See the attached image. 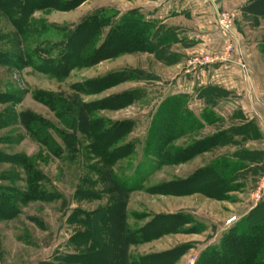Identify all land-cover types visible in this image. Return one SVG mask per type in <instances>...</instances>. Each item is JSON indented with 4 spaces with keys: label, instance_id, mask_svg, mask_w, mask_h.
I'll list each match as a JSON object with an SVG mask.
<instances>
[{
    "label": "rangeland",
    "instance_id": "374dc122",
    "mask_svg": "<svg viewBox=\"0 0 264 264\" xmlns=\"http://www.w3.org/2000/svg\"><path fill=\"white\" fill-rule=\"evenodd\" d=\"M190 2L193 7L177 0L170 11V5H146L143 0H86L68 11L39 10L32 20L46 31L25 43L0 10V50L14 54L24 46L60 41L64 32L93 14L111 18L104 35L128 18L145 27L149 39L142 51L74 69L62 80L31 67L0 65V93L6 99L0 103V264H43L75 254L83 213L107 202L105 196L88 197L89 192L100 191L92 185L105 168L88 149L91 140L77 129L73 141H61L57 134L72 131L37 98H43L38 92L53 94L72 106V86L114 73L129 71L130 77L97 93L78 95V101L117 102L118 95L128 94L129 104L122 108L94 113L106 123L128 124L123 143L134 144V153L114 165L116 175L130 178L141 167L147 172L142 182L147 189L198 178L221 160L231 163L222 177L227 182L234 178L230 182L234 191L220 199L200 193L150 194L143 189L129 194L125 212L130 227L165 212L180 216V234L185 236L166 234L150 249L187 245L176 261L181 258L180 264H187L195 257L197 264L201 253L218 246L232 228L240 230L245 217L226 226L231 216L240 217L249 207L264 204V186L261 199L255 197L264 180V11L256 8L255 0ZM23 111L47 122L52 143L42 144L38 136L28 134L17 118ZM161 129L165 136L174 134L166 146L172 152L208 144L213 137L219 143L185 162L154 166L156 161L146 153L154 149ZM56 147L57 155L50 151ZM31 192L34 197L20 201Z\"/></svg>",
    "mask_w": 264,
    "mask_h": 264
},
{
    "label": "trees",
    "instance_id": "16d2710c",
    "mask_svg": "<svg viewBox=\"0 0 264 264\" xmlns=\"http://www.w3.org/2000/svg\"><path fill=\"white\" fill-rule=\"evenodd\" d=\"M84 1L86 0H0V10L13 26L20 41L25 43L27 38L46 31L44 27H39L40 30L36 28L38 26H35V21L32 20L36 11H68ZM255 6L264 11V0H255ZM110 22L109 17L93 14L80 21L72 30L64 32L60 41L38 43L33 48L24 46L15 54L0 50V65L31 67L62 80L74 69L87 68L124 53L142 51L147 47L149 39L145 27H137L133 20L122 18L104 35L102 30ZM129 73H114L105 78L88 81L84 85L72 86L75 91L74 97L71 96L72 106L53 94L38 92L43 96L42 99L34 96L56 113L65 129L72 131L57 134L61 141L67 144L69 139L73 141L74 131L77 129L91 140L88 149L93 157L105 164V168L102 169L103 172L98 171L100 176L92 185H98L100 191L89 192L88 197L98 199L105 196L107 201L104 206L97 207L89 214L84 212L82 219H79L80 230L76 234L79 240L74 243L77 248L75 254L43 264H173L187 245L146 256H131L128 253L131 245L151 241L169 233H182L177 220L180 216L171 214L153 215L146 223L130 227L125 212L129 194L143 189L150 194L200 193L209 198L220 199L226 193L234 191L230 186L234 178L227 182L222 177L227 168L230 170L231 165L225 160H221L218 167L208 166L202 170L203 174L198 176L199 180L195 178L197 176H193L187 181L164 182L147 189L143 188L142 183L147 172L141 171V167L140 171L134 172L130 178L115 174L114 165L123 159L130 160V155L134 153V144L123 143L126 132L129 131L128 124L106 123L94 118V113L101 109L122 108L129 104L128 94L118 95L117 102L107 99L100 103L88 104L78 101V95L94 94L116 85L127 80ZM3 96L0 93V103L6 101ZM11 114L12 117L15 116L13 112ZM17 118L28 134L39 137L40 143L44 144L47 140L53 142L46 130L47 122L42 118L29 111L18 113ZM162 133H165V129H161L155 140L156 144L152 145L154 149L146 153L147 157L156 161L154 166L185 162L219 143L215 140L216 137H213L214 139H207L208 144L195 143L188 148L174 149L172 152L166 146L174 139V134L165 136ZM50 151L57 155L59 148ZM28 178V182H31V178ZM34 196V192H31L24 195L20 201ZM12 211L15 213V210ZM12 211L11 216L14 215ZM244 221L240 224V230H237V227L232 228L218 246L202 252L197 264H264V204L259 203Z\"/></svg>",
    "mask_w": 264,
    "mask_h": 264
},
{
    "label": "crops",
    "instance_id": "0c3cea01",
    "mask_svg": "<svg viewBox=\"0 0 264 264\" xmlns=\"http://www.w3.org/2000/svg\"><path fill=\"white\" fill-rule=\"evenodd\" d=\"M146 5L150 4V3H159V5L162 4V6H169L168 10L170 11V7H173L174 4H176L177 0H162L160 2V0H143ZM181 3H185V5H190L192 6V3L190 2V0H180ZM144 4H139V6H143ZM175 6V5H174ZM193 7V6H192ZM169 18H172L170 15L168 16ZM164 22H166V20H164ZM256 206H252L249 207L247 209V211H245L240 217L238 216V218L240 219L241 217H245L248 216V214L255 208ZM166 214H168V212H165ZM163 213V214H165ZM169 235H164L162 237H159L157 239H153L151 241H147L138 245H131L128 249V253L131 256H146V255H151V254H158V253H162V252H166V251H170L172 250L171 247H167V248H163V249H150L152 246H154L157 241L163 239L164 237H168ZM172 236V235H171ZM173 236H185L183 234H174ZM182 262V259L180 258L178 261H175L173 264H180Z\"/></svg>",
    "mask_w": 264,
    "mask_h": 264
},
{
    "label": "built area",
    "instance_id": "2783aa9c",
    "mask_svg": "<svg viewBox=\"0 0 264 264\" xmlns=\"http://www.w3.org/2000/svg\"><path fill=\"white\" fill-rule=\"evenodd\" d=\"M222 23H224V25L227 26V22H225V20ZM263 186H264V180L261 181V185H260V187L258 188V190L255 193V197H256L257 200H260L261 197H262V189H263ZM238 219H239L238 216H231L226 221V226H229L232 223H234L235 221H238ZM194 262H195V257H191L189 260H187V264H194Z\"/></svg>",
    "mask_w": 264,
    "mask_h": 264
}]
</instances>
